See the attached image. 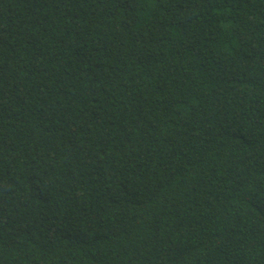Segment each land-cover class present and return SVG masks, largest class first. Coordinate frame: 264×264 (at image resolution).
Returning a JSON list of instances; mask_svg holds the SVG:
<instances>
[{"label":"trees","instance_id":"trees-1","mask_svg":"<svg viewBox=\"0 0 264 264\" xmlns=\"http://www.w3.org/2000/svg\"><path fill=\"white\" fill-rule=\"evenodd\" d=\"M0 264H264V0H0Z\"/></svg>","mask_w":264,"mask_h":264}]
</instances>
